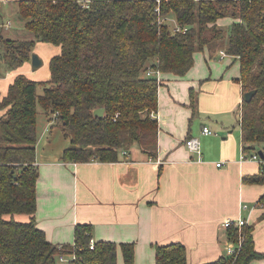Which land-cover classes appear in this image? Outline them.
<instances>
[{"label": "trees", "instance_id": "trees-1", "mask_svg": "<svg viewBox=\"0 0 264 264\" xmlns=\"http://www.w3.org/2000/svg\"><path fill=\"white\" fill-rule=\"evenodd\" d=\"M16 12L31 38L0 35V64L21 67L38 42L59 52L49 60V80L17 74L0 98V264H59L61 256L67 258L63 264H117L118 250L124 264H134L133 243L98 240L89 248L91 224H77L73 243L62 245L48 242L36 226L37 104L70 140L65 162H115L132 149L154 159L158 121L151 113L158 108L159 81L148 69L184 76L195 52L227 36L226 54L239 60L242 93L256 91L239 106L243 151L264 150V0H17ZM171 16L180 30L164 21ZM223 17L232 19L228 31L217 25ZM98 107L103 117L93 115ZM243 181L264 184V165ZM257 204L264 206V194ZM15 214L29 220L16 221ZM252 230L246 224L226 227L229 243L241 239L239 249L205 264L264 258L254 248ZM154 264H187L185 246L156 245Z\"/></svg>", "mask_w": 264, "mask_h": 264}, {"label": "crops", "instance_id": "crops-1", "mask_svg": "<svg viewBox=\"0 0 264 264\" xmlns=\"http://www.w3.org/2000/svg\"><path fill=\"white\" fill-rule=\"evenodd\" d=\"M0 35L31 38L29 34L15 38L11 24L0 27ZM195 56L196 52L194 65L184 76L160 73L156 158L147 159L132 149L115 162H65L66 146L56 156L43 155L38 140L35 222L48 242L72 244L75 226L88 223L95 241L133 243L134 264H154L155 246L174 242L185 246L187 264H205L226 253L229 242L223 223L242 219L252 226L255 250L264 252V206L257 204L264 184L243 181L244 176L258 174L260 165L240 161L241 131L229 130L230 114L240 112L243 99L241 84L236 81L240 69L224 74L222 67H216L211 73L202 63L197 65ZM25 64L31 65L30 61ZM8 71L6 67L0 71V81L6 83L0 98L16 75L9 77ZM28 71L22 73L32 79ZM191 89L196 96L194 108ZM211 114L221 116L214 120L215 128L224 129L221 139L201 133L204 126L214 129L207 122ZM190 137L199 139L201 155L187 149L185 141ZM218 161L224 164L216 167ZM12 218L29 220L23 214ZM117 264H124L120 250ZM249 264H264V258Z\"/></svg>", "mask_w": 264, "mask_h": 264}, {"label": "rangeland", "instance_id": "rangeland-1", "mask_svg": "<svg viewBox=\"0 0 264 264\" xmlns=\"http://www.w3.org/2000/svg\"><path fill=\"white\" fill-rule=\"evenodd\" d=\"M15 0H0V27L5 26V28L11 24V29L14 30V32L17 34L15 38H21L22 36H26L28 34L27 30L24 29L23 26V20L18 16L16 12V6L14 7V2ZM14 7V8H13ZM167 25L170 28L176 27V22L174 18L167 17L164 20ZM7 23H9L7 25ZM232 23V19L230 17H223L222 19L219 20V26L225 30L228 31L229 25ZM10 32H12L10 30ZM5 35V34H4ZM227 36L223 37L222 39L216 40L215 41V46L213 47H204L202 51H197L196 52V60H197V65L202 63L207 69L210 70L211 73H214V70L216 67H219L221 69L220 72L228 73L231 71V73H239V60L237 59H232L225 57L224 59L221 57L219 58V52L224 51L226 44H227ZM59 48L57 46L51 45V44H46L42 42L36 43L32 53L38 54V56L43 60V64L41 67H39L36 70L31 69V65L25 64L23 67H16L12 69L11 71H8L7 76L11 75H17L22 73V70L28 71V74L30 77H32V80H35L37 82H45L49 80V60L50 58L55 55L58 52ZM201 59V61L199 60ZM229 60V65H227L226 61ZM4 65H0V71L4 68ZM208 70V71H209ZM23 74V73H22ZM210 73H208L209 75ZM6 83L0 81V93H3V90L5 88ZM43 88L41 85L38 84L36 88V93L38 95H41ZM37 109V132H38V137H39V150L40 152L44 155H49V156H56L58 154H61L62 148L65 146L68 147L70 145V140L69 138L65 135V131L62 129L60 125H57L55 123H50L46 117V115L41 111L39 105H36ZM231 120H230V131L232 133L239 132L240 127H239V119H240V112H232L231 114ZM229 115V116H230ZM221 116L211 114L210 119H208V123L210 126H212L214 129L218 130H213V134L209 135L210 137H216V139H221L223 137V127L221 128H215V123L214 120H220ZM203 120H207V118L204 116ZM210 120H213L211 122ZM65 147V148H66ZM255 150H258L256 148ZM45 155V156H46ZM64 262H60L59 264H63Z\"/></svg>", "mask_w": 264, "mask_h": 264}, {"label": "built area", "instance_id": "built-area-1", "mask_svg": "<svg viewBox=\"0 0 264 264\" xmlns=\"http://www.w3.org/2000/svg\"><path fill=\"white\" fill-rule=\"evenodd\" d=\"M8 24L9 23H7V25ZM174 30L178 31V30H180V28L178 26H176V27H174ZM226 55H227L226 51H220L221 57H224ZM147 75H155L156 79L159 81V78H160V72L159 71L148 69ZM151 117L156 118V113H154V112L151 113ZM54 119H55V117H53L49 122L53 123ZM201 133L203 135H211V134H213V131L209 127L204 126L201 129ZM185 144H186V147L189 151L196 152L198 155H201L200 142H199V139L197 137H190V138L186 139ZM259 150H261L263 152L262 157L259 154ZM259 150H254V151H251L249 153H245L242 149V152L240 153V161L241 162L253 161V162L257 163L258 165L263 166L264 165V150L263 149H259ZM122 154L126 155L127 151L123 150ZM223 164H224V162L218 161L215 163V166L220 167ZM245 224H246L245 220H242V219H237V220L228 219L223 223V226L225 228L230 226V225H234L236 227H241L242 225H245ZM94 243H95V240L93 238H91L89 241V248H93ZM240 245H241V239H240L238 244L228 243L227 248H226V254L231 255V254L235 253L237 251V249H239ZM66 261H67V258H65L63 256L59 257V262L65 263Z\"/></svg>", "mask_w": 264, "mask_h": 264}, {"label": "water", "instance_id": "water-1", "mask_svg": "<svg viewBox=\"0 0 264 264\" xmlns=\"http://www.w3.org/2000/svg\"><path fill=\"white\" fill-rule=\"evenodd\" d=\"M30 63H31V69L36 70L42 66L43 60L38 56V54L32 53ZM255 94H256L255 90L247 91L243 94V98L246 102H250ZM93 115L98 117H103L104 108L103 107L95 108L93 110ZM259 154L261 157L263 156V152L261 150H259Z\"/></svg>", "mask_w": 264, "mask_h": 264}]
</instances>
